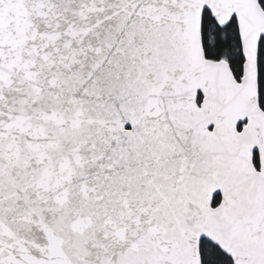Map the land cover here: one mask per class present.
Returning <instances> with one entry per match:
<instances>
[{"label": "water", "instance_id": "95a60500", "mask_svg": "<svg viewBox=\"0 0 264 264\" xmlns=\"http://www.w3.org/2000/svg\"><path fill=\"white\" fill-rule=\"evenodd\" d=\"M231 5L249 60L258 0H0V264H264V112L202 45ZM197 88L211 116L179 115Z\"/></svg>", "mask_w": 264, "mask_h": 264}, {"label": "trees", "instance_id": "16d2710c", "mask_svg": "<svg viewBox=\"0 0 264 264\" xmlns=\"http://www.w3.org/2000/svg\"><path fill=\"white\" fill-rule=\"evenodd\" d=\"M264 9V0H259ZM202 44L207 59L211 61H226L237 80H240L246 69V59L243 51L241 35L236 18H232L226 25H220L205 10L202 18ZM257 64V86L259 104L264 111V38L258 40L256 55L249 61L247 67ZM253 163L257 169L260 167L259 154H254ZM221 201L220 195H216L213 207ZM200 255L202 264H234V261L218 246L206 239L200 242Z\"/></svg>", "mask_w": 264, "mask_h": 264}, {"label": "bare ground", "instance_id": "6f19581e", "mask_svg": "<svg viewBox=\"0 0 264 264\" xmlns=\"http://www.w3.org/2000/svg\"><path fill=\"white\" fill-rule=\"evenodd\" d=\"M203 7L206 8V7H209V5L205 2L203 4ZM229 13V16H237V9L235 6L231 5V7L228 9L227 11ZM156 22L159 26H162V23H163V18L162 17H157L156 18ZM206 63H205V66L206 67H211V66H214V67H218V68H222L224 70H226L228 72V65L224 62L222 63H213L209 60H206ZM240 84V87H246L248 86V83L247 81H244V83H239ZM197 94H200L203 96V103L202 105H197L195 103V98L197 96ZM205 99V100H204ZM250 105L247 107V109L245 110V112H243L237 122L238 124L240 123H247L249 122L250 120ZM196 111V112H199V113H203V114H206L208 116H211V111L213 110V107L210 105V103L207 101V97L202 94V90L200 88H197L195 90V92L185 98L179 105H178V108H177V113L179 115H182L184 114L185 112L187 111ZM256 112L260 113V114H263V112L261 111L260 108L256 107ZM217 120L214 119L210 122V125H206L204 127L201 128L200 132H199V138L201 140H204L206 138H210V134L208 133L207 129L212 126V127H217ZM258 148V147H257ZM219 193H221L222 191L221 190H218ZM251 221V216L249 215H244V216H241V215H236L231 223V228H230V236L232 239H238L241 234H243L246 230H247V227L249 225ZM187 230H185V228H177V232H180L182 234H185Z\"/></svg>", "mask_w": 264, "mask_h": 264}, {"label": "rangeland", "instance_id": "374dc122", "mask_svg": "<svg viewBox=\"0 0 264 264\" xmlns=\"http://www.w3.org/2000/svg\"><path fill=\"white\" fill-rule=\"evenodd\" d=\"M222 14L223 13H225V9H223L222 10V12H221ZM224 15V14H223ZM220 21H223V19H220ZM247 77H248V79L250 80V82H251V85H252V90H253V92H255L256 91V85H257V75H256V70H254L252 67H250V69H249V71H248V74H247ZM248 124H249V122H247V123H240L239 124V128H238V132H242L243 131V129L244 128H246L247 126H248ZM207 131H208V133L210 134V136L212 135L213 136V134L215 133V128L214 127H209L208 129H207ZM255 171H257V172H259L260 170H257L256 168H255ZM213 209V208H212Z\"/></svg>", "mask_w": 264, "mask_h": 264}]
</instances>
